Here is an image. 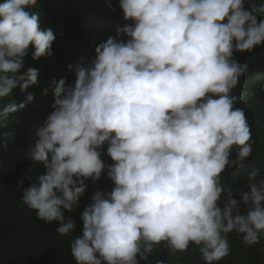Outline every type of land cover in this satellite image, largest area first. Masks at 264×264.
Instances as JSON below:
<instances>
[{"label": "clouds", "instance_id": "1", "mask_svg": "<svg viewBox=\"0 0 264 264\" xmlns=\"http://www.w3.org/2000/svg\"><path fill=\"white\" fill-rule=\"evenodd\" d=\"M36 4L0 3V99L37 83V69L22 71L30 47L34 60L51 55L55 34L41 30ZM119 8L107 12L117 36L99 35L95 57L69 65L74 83L53 82L51 113L29 124L28 158L44 174L21 201L66 235L75 223L64 211L86 187L96 191L82 236L70 241L76 264H139L161 244L195 245L205 264H218L231 252L228 234L248 247L264 236V176L251 171L239 199L221 183L252 155L251 127L235 106L243 97L232 94L246 66L233 54L264 42V19L244 0H119ZM32 99L2 103L0 127Z\"/></svg>", "mask_w": 264, "mask_h": 264}, {"label": "trees", "instance_id": "2", "mask_svg": "<svg viewBox=\"0 0 264 264\" xmlns=\"http://www.w3.org/2000/svg\"><path fill=\"white\" fill-rule=\"evenodd\" d=\"M4 0H0L3 3ZM245 8L257 15L258 21L264 19V0H244ZM111 5V7H109ZM120 10L119 0H37L30 11L39 14L41 30L51 29L55 40L51 46V55L32 58L30 47L24 58V68L38 70L37 83L23 92L19 86L8 97L0 99V105H16L25 102L31 93L33 99L25 107L9 117L7 127H0V139L3 133L10 132L8 149L0 148V264H76L71 254L70 241L82 236L83 222L81 213L91 203V193L86 187L79 200V206L72 211H64L65 222L72 219L75 228L66 235H60L56 229L59 222L46 223L36 217V211L25 206L21 197L23 189L35 182L38 175L44 174L42 164L28 158L29 124L42 115L51 113L53 104L54 81L65 79V87L74 83L75 76L69 69L78 63L87 64L95 57V47L104 38L116 37L111 32L115 16L107 12ZM99 35L103 36L100 37ZM120 39H126L120 35ZM234 59L246 66L232 94L243 97L236 107L243 108L251 127L252 140L255 142L252 155L246 159L243 167L227 168L221 174V183L231 187L234 198L239 199V189L247 190V176L253 170H259L264 176V42L251 52H234ZM29 143V144H28ZM236 149H233V158ZM104 177L107 176L103 173ZM86 182V181H85ZM103 185L111 187L110 179L105 177ZM231 252L218 264H264V236L260 243L248 247L241 236L235 232L228 234ZM139 264H205L198 247L190 244L186 252H173L166 245H158L148 260Z\"/></svg>", "mask_w": 264, "mask_h": 264}]
</instances>
